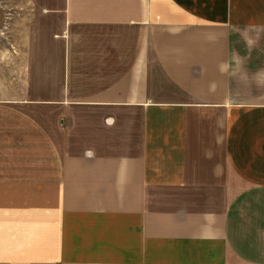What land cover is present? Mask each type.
I'll return each instance as SVG.
<instances>
[{
	"label": "crops",
	"instance_id": "1",
	"mask_svg": "<svg viewBox=\"0 0 264 264\" xmlns=\"http://www.w3.org/2000/svg\"><path fill=\"white\" fill-rule=\"evenodd\" d=\"M0 65V264H264V0H38Z\"/></svg>",
	"mask_w": 264,
	"mask_h": 264
},
{
	"label": "rangeland",
	"instance_id": "2",
	"mask_svg": "<svg viewBox=\"0 0 264 264\" xmlns=\"http://www.w3.org/2000/svg\"><path fill=\"white\" fill-rule=\"evenodd\" d=\"M41 13L38 0H0V65L17 60Z\"/></svg>",
	"mask_w": 264,
	"mask_h": 264
}]
</instances>
